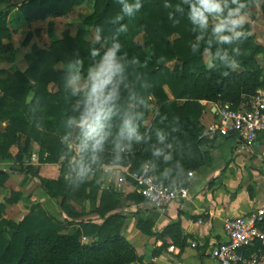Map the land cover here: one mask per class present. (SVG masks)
<instances>
[{"label":"trees","instance_id":"obj_1","mask_svg":"<svg viewBox=\"0 0 264 264\" xmlns=\"http://www.w3.org/2000/svg\"><path fill=\"white\" fill-rule=\"evenodd\" d=\"M83 1L0 0V5L6 4L0 7V59L15 60L16 49L3 42L12 34L9 21L12 8H16L14 12L20 13L24 20L32 22L50 16H67ZM92 1L93 11L83 19V26L76 34L66 30L61 37L53 38L54 23L49 22L50 45L47 48L34 46L26 56L28 67L24 71L16 69L10 73L0 69V74L5 75L0 78V122L9 124L0 131V160H13L19 168L24 167V173L34 178L51 199L69 213L74 211L70 201H99L95 211L103 221L97 223L92 219L61 218L51 215L41 204H37L17 222L6 218L5 212L7 204L18 202V196L8 197L0 202V264L143 262V256L121 234V229H115L121 215L114 213L124 208L127 201L139 204L146 202V199L137 192L124 196L116 187L103 188L99 172L103 171V165L130 166L131 170L139 173L147 168L149 173L172 187H187L189 172L207 165L210 159L204 148L206 127L201 121L205 111L202 102H229L237 107L243 96L253 95L264 86V64L258 60L260 55L264 60V44L256 41L252 23L248 22L245 26L249 33L246 39L223 45L230 54L237 46L242 50V55L236 57L239 69H231L214 60L218 47L215 41L209 45L205 40L200 50L192 53L190 44L195 40L196 32L188 19L189 7L182 4V0H141L142 8L132 17L123 14L118 0ZM257 1L251 0L250 7ZM128 2L135 3V0ZM166 2L172 7L165 8ZM261 7L264 15V0ZM170 13L173 19L169 18ZM121 25L127 26L126 32L118 31ZM90 29L96 34L97 29L101 30L99 43L88 39ZM142 31L146 33L145 47L134 40L135 35ZM32 34L29 31L26 35L25 45L31 41ZM175 34L178 37L172 38ZM113 38H118L123 51L128 53L124 73L127 87L121 86L116 115L110 121L111 135L104 150L99 153L98 162L92 165L95 174L81 184L76 180L75 173L69 171L68 163L71 164L75 154L61 140L66 132L73 131L67 127L66 121L69 116L78 115L77 101L83 95L71 94L73 86L67 85L66 65L73 58V53L79 51L86 74L88 65L93 63L90 49L101 48L102 45L106 47ZM205 49L211 52L210 67L204 60ZM161 56L165 58L164 63L157 62ZM133 57H137L141 63L147 60V66L141 68L131 64ZM168 61H176V66L170 68L166 65ZM223 72H228V75H222ZM51 82L56 84L57 90L49 89ZM141 98L147 101L148 107L140 104ZM154 102L157 110L150 125H146L150 106ZM126 110L143 113L136 120L142 140H133L130 148L127 147L128 141L124 140V150L118 152L116 144L121 142L118 132ZM21 134L26 135L22 146L19 144ZM38 139L41 162H57L62 156L65 158L57 179L39 175V170L29 162L33 142ZM13 145L20 148L14 157L10 153ZM157 150L159 155L155 154ZM8 171L0 169V184L8 178ZM67 224L75 226L63 233ZM137 226L147 235L162 236L153 230L154 222L143 217H139ZM164 230L167 236L176 240L181 233L180 223H171ZM83 236H94V239L85 243L81 240ZM254 251L264 252V247L256 243L246 249V254Z\"/></svg>","mask_w":264,"mask_h":264},{"label":"crops","instance_id":"obj_2","mask_svg":"<svg viewBox=\"0 0 264 264\" xmlns=\"http://www.w3.org/2000/svg\"><path fill=\"white\" fill-rule=\"evenodd\" d=\"M257 31L258 28L253 27L252 33L256 34ZM202 103L206 108L208 106L201 118L202 123L207 127L217 119L216 108L214 103L207 101ZM204 137L206 138L204 148L208 151L210 159L207 165L193 170L192 176L188 174V199L173 201L164 210L153 209L147 202H143L133 204L131 211L125 210L124 207L114 213L120 214L124 211L122 215L120 214L119 221H125L120 230L121 234L144 258L143 262L136 263L219 264L213 258L211 251L225 238L223 219L227 216L248 215L263 206L264 133L259 135L257 144L246 151L238 149L239 139L234 134L217 137L215 140ZM10 162L1 161L0 168L9 170L12 166ZM54 168L44 164L39 167V174L43 177L56 178L57 176L51 175V170ZM132 172L130 166L103 165L102 187H116L124 196L133 192L138 193L136 183L131 176ZM15 174H18L17 171ZM33 180L36 182L35 190L27 185L29 193L27 192L19 203L27 205L29 200L43 201L49 196L34 178ZM48 198L47 202L51 209L58 210L57 203L50 196ZM6 211L8 212V209ZM54 212H56L54 215H61L60 212L58 215L55 209ZM139 217L154 222L153 230L162 236L153 237L142 232L137 226ZM87 219L97 223L103 221L97 213L94 218ZM171 223H180L181 233L176 240L167 236L164 230ZM83 238L91 242L94 236H83ZM152 249H157L158 252L153 254Z\"/></svg>","mask_w":264,"mask_h":264},{"label":"clouds","instance_id":"obj_3","mask_svg":"<svg viewBox=\"0 0 264 264\" xmlns=\"http://www.w3.org/2000/svg\"><path fill=\"white\" fill-rule=\"evenodd\" d=\"M251 0H182V4L188 5V19L196 32L195 40L191 42L190 48L193 54L200 50L201 44L207 40L211 45L215 41L216 51L214 60L226 68L237 67L236 57L242 55V50L237 46L230 54L223 48V45H232L242 39H246L249 33L245 30L248 24V12ZM122 6L121 11L129 17L134 16L142 8L141 0L129 3L128 0H118ZM165 8H171L169 3L164 4ZM173 19V14H169ZM178 23V21H175ZM97 29L96 43L100 42ZM120 32H126L127 26L121 25ZM207 51V49H205ZM93 60L84 73V61L79 51L73 53V58L66 65L67 85L72 87V95L78 96L81 93L82 99L77 101L76 111L78 115L69 116L66 125L73 131L66 132L61 140L66 148L75 152L76 156L71 161L72 169L75 172L76 180L84 184L87 177L92 173V165L99 160V153L104 150L105 143L111 135L110 121L116 115V104L121 97V86L127 87L124 83V73L128 53L123 51V45L118 38H113L110 45L101 48L93 47L89 51ZM99 57V59H96ZM158 63H164L165 58L161 56ZM148 61L143 63L133 57L131 64L141 68L147 66ZM222 75H228L223 72ZM140 104L148 107L147 101L140 99ZM143 113L126 110L118 132L120 143L116 144L117 151H123L125 145L122 141L127 140V147H131L133 140L139 142L142 136L138 133L136 120L142 117ZM75 132V136H73ZM159 155V150L156 151ZM120 160L119 155L116 157Z\"/></svg>","mask_w":264,"mask_h":264},{"label":"rangeland","instance_id":"obj_4","mask_svg":"<svg viewBox=\"0 0 264 264\" xmlns=\"http://www.w3.org/2000/svg\"><path fill=\"white\" fill-rule=\"evenodd\" d=\"M261 3H262V0H258L256 3L253 4V6L250 7V9L247 12H248V22L252 23L254 28H258V31L256 32V34H254L256 41L259 40L258 41L259 43H261L262 41V44H264V15L262 12ZM5 6L6 4L0 5V7H5ZM93 7L94 5H93L92 0H84L81 4L75 6L67 16H61V17L50 16L45 20H36L32 22H28L24 20L23 17L20 15V13L14 12L16 11V8H12L9 14V21L11 22L10 26L12 29V34L9 39H5L3 40V42L6 44H10L14 49H16L15 60L7 61V60L0 59V69L6 70L10 73H13L16 69H20L24 71L28 67V60L26 56L29 52L32 51V48L34 46H37L40 48H47L50 45L51 38L49 36V22L54 23L53 38L61 37L63 32L66 30H69L74 35L78 31V29L83 26L82 25L83 19L93 11ZM29 31L33 33L32 38L29 44L25 45L23 42ZM90 31L91 32H90V35L88 36L89 37L88 39L90 41L96 40L97 34L95 33L93 29H90ZM259 31H260V34H258ZM174 37L176 38L178 37V35L175 34L172 36V38ZM134 40L138 41L142 46L145 47L146 46V41H145L146 33L144 31L140 32L139 34L135 35ZM7 52L5 54H8ZM204 60L208 67L212 65V56H211L210 51L205 52ZM258 60L262 65L264 64L262 55L259 56ZM166 65L169 66L170 68H173L176 66V61H168L166 62ZM2 76H5V75L0 74V78ZM49 89L52 91L57 90L56 84L51 82L49 84ZM1 94H2V91L0 89V95ZM156 110H157V104L154 102V104H151L150 106V115L148 117V120L145 122L146 125H150ZM8 125H9L8 122H2V123L0 122V131L6 129ZM25 139H26V135L21 134V143H19L21 146L23 145ZM40 149H41V146L39 144V139L35 140L33 142V153L29 161L30 164L35 169L37 168L38 170H39V167H41L44 164H48L50 166L55 167L56 169L54 168L53 170H51V175L57 176V177L49 178V179H57L61 175V165L63 164V161L65 158L62 156L57 162H51L49 160L41 162ZM19 150L20 148L17 145H13L10 149V153L14 157L17 155ZM74 154L75 155H73V158L76 156L75 152ZM1 161L3 160H0V162ZM5 161L6 162L11 161L9 164L12 166L9 167L8 178L2 184H0V190H2V192H0V202H4L6 198L11 197V196H16V195L18 196V199H19L17 203L7 204L6 210L8 209V212L7 211L5 212L6 218L19 222L37 204H41L51 215H54L56 213L54 212V209H55L58 215H59V212L61 213V215L58 216L61 218L70 217V219L74 218L77 220L81 218H84V219L94 218L96 214L95 209H97V205L99 204V202H94V201L87 200V199H81L79 201H75V200L70 201V199L68 198V203L70 201L71 207L74 209L72 213H69L64 208H61L58 202H57V208L59 211L56 208L51 209V206L47 202V199L49 200L48 198L49 196L48 197L46 196L47 199H43V201L36 200V202H32L31 200H29L27 205L25 203H19L20 200L23 199V197L27 195V192H28L27 185H29V188H33V191H34L36 188V182L33 180V178L30 175H29L30 178L28 179V175L24 173L25 171L24 167L21 168L20 166L19 168V165L13 160H5ZM68 165L70 166L69 171L70 172L72 171L71 172L72 174L74 172L72 169V164L68 163ZM0 169H3V168H0ZM15 171H17L18 174H15ZM99 172L101 173V175L103 174V171H99ZM94 174H95V171H92V173L87 178L92 179ZM45 178H48V177H45ZM64 199H63V202H64ZM133 204L135 203L132 201H127L125 203L124 209L131 211V206ZM74 212H76V214ZM123 213L124 211L121 212L120 214L122 215ZM123 217L124 219H126L125 216ZM124 222H125L124 220L121 222H118L115 225V229L116 228L121 229ZM74 226L75 225H69V224L65 225L63 233H67L71 231L74 228ZM81 240L85 243L90 241L89 239H85L83 237L81 238ZM152 251H153V254L155 252H158L157 249H152ZM146 263H149V262H146Z\"/></svg>","mask_w":264,"mask_h":264},{"label":"built area","instance_id":"obj_5","mask_svg":"<svg viewBox=\"0 0 264 264\" xmlns=\"http://www.w3.org/2000/svg\"><path fill=\"white\" fill-rule=\"evenodd\" d=\"M214 104L217 119L206 127L204 136L215 140L234 134L239 139V150L253 148L259 135L264 133V86L253 95L243 96L237 107L229 102ZM193 174L189 172L190 176ZM131 176L138 193L153 209L164 210L173 201L189 198L188 187H172L149 173L147 168L140 173L133 171ZM263 221L264 204L248 215L225 217V239L213 247V258L219 264H264V252L246 254V249L256 243L264 247Z\"/></svg>","mask_w":264,"mask_h":264},{"label":"water","instance_id":"obj_6","mask_svg":"<svg viewBox=\"0 0 264 264\" xmlns=\"http://www.w3.org/2000/svg\"><path fill=\"white\" fill-rule=\"evenodd\" d=\"M135 264H138V263H135Z\"/></svg>","mask_w":264,"mask_h":264}]
</instances>
